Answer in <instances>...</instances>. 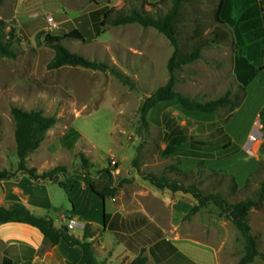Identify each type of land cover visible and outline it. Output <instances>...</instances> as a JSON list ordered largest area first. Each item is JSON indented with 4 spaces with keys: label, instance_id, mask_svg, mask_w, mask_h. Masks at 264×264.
Segmentation results:
<instances>
[{
    "label": "rangeland",
    "instance_id": "1",
    "mask_svg": "<svg viewBox=\"0 0 264 264\" xmlns=\"http://www.w3.org/2000/svg\"><path fill=\"white\" fill-rule=\"evenodd\" d=\"M19 1L0 0V20L8 24L4 41L17 53L15 59L0 60V172H15L19 164L12 108L55 116L58 122L29 156V167H62L61 181L86 177L99 189L111 182L114 195L107 198L108 206L112 202L127 213L151 215L196 264H239L246 239L214 204L190 214L198 204L191 194L158 189L147 176L196 187L231 204L258 199L264 183V0L254 13L243 14L240 0L239 11L227 13L223 25L215 20L219 0H188L180 25L185 52L195 44V18L204 35L220 28L229 39L206 47L199 60L176 70L174 91L200 103L230 93V103L201 113L185 110L176 100L163 101L145 116L146 100L171 78L168 63L175 48L164 34L139 23L103 28L93 13L111 9L108 0H31L17 14ZM172 3L164 0L153 8L143 0H127L117 10L161 18ZM61 15L63 24L57 21ZM245 15L253 20L245 22ZM49 16L58 29H49ZM84 16L89 27H82ZM35 27L43 29L34 35ZM62 33L69 51L102 62L109 71L48 70L55 55L52 38ZM238 59L256 70L247 90L238 79ZM258 115L263 132L255 157H250L245 145ZM248 223L260 254L249 264H264V210L252 209Z\"/></svg>",
    "mask_w": 264,
    "mask_h": 264
},
{
    "label": "trees",
    "instance_id": "2",
    "mask_svg": "<svg viewBox=\"0 0 264 264\" xmlns=\"http://www.w3.org/2000/svg\"><path fill=\"white\" fill-rule=\"evenodd\" d=\"M126 1L127 0H125V2ZM143 2L153 8H156L160 3L164 2V0H159L155 4H150L147 0H143ZM187 3L188 0H173L172 7L161 18H154L138 11H133L131 14L127 15L118 11L117 7H113L111 9L102 8L93 13H97V17L101 20L100 25L103 28L107 25L118 27L134 23H139L146 28L152 27L164 34L175 48L174 54L168 63L171 78L164 87L160 88L153 96L146 100L142 108L144 116L157 102L163 101L176 100L185 110L201 113H214L221 108H225L230 103V93L218 100L200 103L184 97L174 91L175 80L173 75L176 70L199 60L203 49L206 47L213 44L227 42L229 39V33L220 28H216L207 36L204 35L200 19L195 18L194 23L196 28L194 29L192 36V40L195 41V44L190 51L185 52L180 41V25L182 23V11L184 5ZM115 12H117L116 15ZM224 16L226 17L227 15ZM84 18L85 20L82 21V27H89V21L86 20V17H81L82 20ZM215 20L221 25L225 23V21L220 18L218 12H215ZM57 21L62 22L63 16H57ZM7 26L8 24L6 22L0 20V60L4 57L11 59H15L17 57V53L14 49L4 41ZM73 32L78 33L85 41L80 30H74ZM98 35L99 33H97V36ZM65 37H67V35L62 33V36L57 35L52 38L54 42L53 49L55 51V55L47 65L48 70H58L69 66L82 67L102 72L109 71V67L106 64L97 61H90L82 55L69 51L62 44ZM237 73L240 83L243 87H246L249 81H251L256 75V70L244 59H238ZM241 101H243V99ZM238 106L239 104L236 107ZM11 113L15 122V141L17 145L19 164L15 172L6 170L1 171L0 181L15 179L20 174H26L37 182H53L57 183L61 187H66L68 182L78 180V178H71L64 182L61 181L59 175L65 172V169L62 167H56L50 171L39 174L36 168L28 166L29 156L40 147L42 142L45 140L48 131L58 122V118L55 116H45L41 111H27L18 107H13ZM261 116L264 117V110L262 111ZM212 145L216 148V143H213ZM189 153L193 154V152ZM80 180L89 186L93 193L99 196L103 201H106L108 197L114 195V189L111 186V182L107 183L103 189H99L98 185L90 182V180L86 177H83ZM147 180H149L150 183L158 189H169L173 192L183 191L191 194L198 201V204L192 208L190 214L198 212L202 207L209 204H214L220 210L221 216L230 220L246 239L245 256L241 259L239 264L252 263L255 258L260 255L258 250V241L252 234L251 227L248 223V216L252 209L261 211L264 210V183L261 185L257 200H244L236 204H231L219 195H204L196 187H184L167 179H160L155 176H147ZM10 222L25 223L38 228L45 236L46 242L53 247L58 245L61 241H65L71 247H80L83 252V257L79 264H102L97 260L95 243L90 241V239L97 236L101 230L94 229L91 225H86L84 228L83 238H78L70 233L68 227L64 226L58 229L55 227L51 219L31 214L23 205H16L12 209L0 210V225ZM146 224H148L149 228L156 230L158 237H156L155 234L151 237L145 236L142 248H132L127 240V237L122 234H118V240L120 242L126 243L127 246L131 247V249L137 251L138 257L131 264H147L148 258L144 256L147 245H150V253L156 264H196L192 259L168 241L165 238L163 231L155 224L150 223L149 221L146 222ZM137 237L138 236L135 234L132 238ZM4 264H7L6 261ZM67 264L72 263L67 262Z\"/></svg>",
    "mask_w": 264,
    "mask_h": 264
},
{
    "label": "crops",
    "instance_id": "3",
    "mask_svg": "<svg viewBox=\"0 0 264 264\" xmlns=\"http://www.w3.org/2000/svg\"><path fill=\"white\" fill-rule=\"evenodd\" d=\"M239 1L219 0L216 12L225 21L224 15L227 13L239 10L242 14L254 13L255 9L261 7L259 1L263 0H243L241 8L236 10ZM29 2L31 0H20L15 10L17 14L25 11ZM124 2L125 0H108L106 5L113 8L123 5ZM13 17L16 18V15ZM244 20L248 22L253 19H248L245 15ZM59 23L63 24L65 21ZM28 26L35 25L29 23ZM42 29L35 27L34 35ZM252 83L253 80L249 81L246 90ZM259 119L260 115L248 137ZM52 168L50 165L38 166L37 171L42 174ZM108 203V200L103 201L81 180L70 181L66 187L53 182H37L26 174L0 181V210L23 205L31 214L51 219L58 229L67 227L69 220H73L77 225L70 233L78 238H83L85 226L91 225L94 229L101 230L90 239L95 243L96 257L100 263L131 264L138 257L137 251L120 242L118 234L126 236L132 248L139 249L143 247L145 236L151 237L155 234L158 237L156 230L149 228L146 222L155 224L163 233L165 231L145 212L127 213L118 210L114 203L110 202L109 206ZM135 234L139 238H132ZM165 238L181 251L175 243L166 236ZM144 256L148 258L147 264H156L150 253V245H147ZM82 257L80 247H71L65 241L53 247L46 242L38 228L29 224L10 222L0 225V264L5 261L7 264H79Z\"/></svg>",
    "mask_w": 264,
    "mask_h": 264
},
{
    "label": "built area",
    "instance_id": "4",
    "mask_svg": "<svg viewBox=\"0 0 264 264\" xmlns=\"http://www.w3.org/2000/svg\"><path fill=\"white\" fill-rule=\"evenodd\" d=\"M47 22L49 24V29L50 30H56L58 29V23L54 20V18L52 16H49L47 18ZM262 132H263V125L260 121H258L255 124L254 130L252 131V133L249 135L247 143L245 145V150L248 154V156L250 157H255L256 153H257V144L260 142L261 137H262ZM113 164L115 165L116 162H113ZM76 222L73 220H69L68 223V229L69 230H73L76 227Z\"/></svg>",
    "mask_w": 264,
    "mask_h": 264
}]
</instances>
